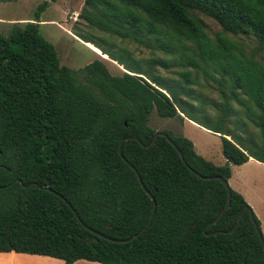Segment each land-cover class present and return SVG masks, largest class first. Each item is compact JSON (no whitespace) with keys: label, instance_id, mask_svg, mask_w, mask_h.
Listing matches in <instances>:
<instances>
[{"label":"trees","instance_id":"obj_1","mask_svg":"<svg viewBox=\"0 0 264 264\" xmlns=\"http://www.w3.org/2000/svg\"><path fill=\"white\" fill-rule=\"evenodd\" d=\"M54 1L44 0L32 20L0 33V252L63 264H264L243 196L231 188L228 209L211 224L228 191L219 179L192 171L228 180L231 164L250 157L264 163V63L256 58H264V0H84L78 18L87 26L165 55L151 52L144 66L106 48L107 39L75 30L121 65L120 74L103 59L78 71L61 65L39 28L40 14ZM198 13L221 32L210 36ZM226 33L251 36L256 46L246 51ZM171 66L181 68L184 83L156 70ZM197 72L219 84L213 114L209 100L188 86ZM153 110L218 134L225 163L205 159L182 134L152 128ZM157 131L175 142L190 168L164 136L149 147L123 140L148 144ZM154 203L141 234L128 242L109 239L136 234Z\"/></svg>","mask_w":264,"mask_h":264},{"label":"rangeland","instance_id":"obj_2","mask_svg":"<svg viewBox=\"0 0 264 264\" xmlns=\"http://www.w3.org/2000/svg\"><path fill=\"white\" fill-rule=\"evenodd\" d=\"M43 1L44 0H9L7 2H0V33L7 35L13 24L32 20L37 6ZM83 3L84 0H56L50 2L39 16L40 33L54 45L61 65L78 71L95 59H103L105 65L112 74H120L124 70L116 61L108 58L106 59L100 54L95 53L94 51H98L95 47H88L83 40L74 34L77 29H81L85 33H92L98 37L99 40L102 38L107 39L110 43H103L106 48L117 55H126L127 52L129 54L128 56L132 57L135 61L142 62L141 64L144 66L145 59L150 57L151 52L159 57H165L162 52L151 50L133 40L109 37L108 34L100 30L90 28L82 19L78 18V13ZM198 15L204 22L210 36H214L215 33L221 32V26L212 18L202 13H198ZM226 35L239 41L246 51L253 50L256 46V40L251 36H234L230 33H226ZM261 56L262 55L258 53L256 58L264 63V58ZM180 69L181 68L177 66H171L169 69L161 67L156 68L163 77L178 80L180 78L176 71ZM189 71L191 72L190 76L194 78L196 76L195 70L189 68ZM77 76L80 81L84 82L80 73H78ZM181 81L184 83L183 80ZM188 86L195 89L196 92L201 93L206 100H209L205 106L208 111L213 114L214 111L210 101H219L218 82L205 76L202 72H197V82L195 84H189ZM236 107L240 108L237 105ZM231 119L235 121L236 116H233ZM149 125L156 130H169L175 135L182 134L192 141L195 151L198 154L216 164L224 163L220 137L199 124H192L189 121L181 122L177 118H163L158 116L156 111L153 110L150 115ZM247 127L248 130L257 137V128L250 122H247ZM231 169V177L228 179L229 186L243 196L247 205L258 219L260 231L264 236V164L250 161L242 165L232 166ZM5 261L7 262H5L6 264H8V262H13V264L18 263L15 259H8ZM20 263L23 264L24 262Z\"/></svg>","mask_w":264,"mask_h":264},{"label":"water","instance_id":"obj_3","mask_svg":"<svg viewBox=\"0 0 264 264\" xmlns=\"http://www.w3.org/2000/svg\"><path fill=\"white\" fill-rule=\"evenodd\" d=\"M158 136H164V137H166V139L172 144V146L176 149V151L178 152V154H179V156H180V158H181V160L187 165V163H186V161H185V159H184V157H183V154H182V152L179 150V148L177 147V145L175 144V142L165 133V132H163V131H157L154 135H153V138H152V140L148 143V144H143L137 137H127V138H124L123 140H126V139H132V140H136V141H138L142 146H144V147H149V146H151V145H153L154 143H155V141H156V138L158 137ZM119 153L121 154V148H120V146H119ZM188 166V165H187ZM189 167V166H188ZM132 168L135 170V168L132 166ZM190 168V167H189ZM196 175H198L199 177H201V178H203V179H219L224 185H225V187H226V189H227V191H228V198H227V201H226V204H225V206L223 207V209L219 212V214L217 215V217H215L213 220H212V222H211V224H214V223H216L217 222V220L221 217V215L223 214V212L226 210V209H228V207H229V205H230V200H231V187L229 186V183H228V180H226V179H224L223 177H221V176H218V175H215V176H203V175H201L200 173H198V172H196L195 170H192ZM138 179H139V181H140V178H139V176H138ZM141 182V181H140ZM21 183V182H20ZM33 183H31V185H32ZM141 185L143 186V184L141 183ZM25 186H29V185H25ZM40 187H42V188H47V187H45V186H40ZM149 195H150V197H151V199L153 200V196L148 192V191H146ZM247 209V207H244L243 208V211L239 214V216H238V219H237V223H236V225L233 227V229L231 230V231H233L237 226H238V224H239V221H240V218H241V216H242V214H243V212L245 211ZM73 211H74V213L76 214V211L73 209ZM154 213H155V203H154V205H153V210H152V213H151V216L149 217V219H148V221L146 222V224L136 233V234H134V235H132L131 237H128V238H126V239H116V238H109V239H111L112 241H115V242H128V241H131V240H133L134 238H136L139 234H141L145 229H146V227L150 224V222H151V220H152V218H153V216H154ZM249 217H250V219H251V221H252V223H253V225H254V227H255V230H256V232H257V234H258V236H259V238H260V241H261V244H262V247H263V250H264V238H263V235H262V233H261V231H260V228H259V225L257 224V222H256V220H255V217H254V213H253V211H250L249 212ZM231 231H229V232H231ZM217 232H215V234H216Z\"/></svg>","mask_w":264,"mask_h":264},{"label":"crops","instance_id":"obj_4","mask_svg":"<svg viewBox=\"0 0 264 264\" xmlns=\"http://www.w3.org/2000/svg\"><path fill=\"white\" fill-rule=\"evenodd\" d=\"M86 45L90 48H93L92 45L90 44H87ZM94 51V50H93ZM95 53H98L100 54L102 57H104L100 51H94ZM106 58V57H104ZM178 119V118H177ZM180 120L181 122H185V121H189L191 122L192 124H196L194 121L186 118V117H183V119H178ZM218 135V134H217ZM219 136V135H218ZM189 139V138H188ZM221 141V139H220ZM194 145V144H193ZM222 152V151H221ZM223 155V154H222ZM224 157V156H223ZM205 158V157H204ZM206 159V158H205ZM208 160V159H207ZM225 158H224V163H225ZM250 161H253V162H258V163H261V164H264L254 158H249L248 161L244 162V163H247V162H250ZM214 163V162H213ZM223 163V164H224ZM243 163V164H244ZM216 164V163H214ZM217 165H222V164H217ZM242 165V164H240ZM232 166H235L234 164H231L230 167ZM238 166V165H236ZM231 173H232V169H231ZM231 177V176H230ZM8 259H15L16 262H18L17 264H22L20 262H24L25 264H63V260L59 259V258H54V257H51V256H47V255H40V254H29V253H20V252H15V251H9V252H0V263L2 261H5V260H8ZM23 263V264H24ZM72 264H101L100 262H96V261H90V260H86V259H78L76 261H74Z\"/></svg>","mask_w":264,"mask_h":264},{"label":"bare ground","instance_id":"obj_5","mask_svg":"<svg viewBox=\"0 0 264 264\" xmlns=\"http://www.w3.org/2000/svg\"><path fill=\"white\" fill-rule=\"evenodd\" d=\"M106 59H107V58H106ZM5 262H6V261H4V262L2 261L1 264H6L7 262H6V263H5ZM8 264H13V262H12V263H9V262H8Z\"/></svg>","mask_w":264,"mask_h":264}]
</instances>
